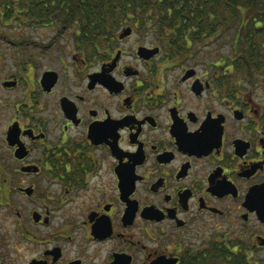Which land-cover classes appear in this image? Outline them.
<instances>
[{
  "label": "flooded vegetation",
  "instance_id": "flooded-vegetation-1",
  "mask_svg": "<svg viewBox=\"0 0 264 264\" xmlns=\"http://www.w3.org/2000/svg\"><path fill=\"white\" fill-rule=\"evenodd\" d=\"M10 33L0 5V264H264V40Z\"/></svg>",
  "mask_w": 264,
  "mask_h": 264
},
{
  "label": "trees",
  "instance_id": "trees-1",
  "mask_svg": "<svg viewBox=\"0 0 264 264\" xmlns=\"http://www.w3.org/2000/svg\"><path fill=\"white\" fill-rule=\"evenodd\" d=\"M0 5L10 36L48 24L57 35L70 30L72 40H118L130 27L156 40H230L235 61L250 63L261 53L252 40H264V0H0ZM244 259L233 257L232 263L248 264Z\"/></svg>",
  "mask_w": 264,
  "mask_h": 264
},
{
  "label": "rangeland",
  "instance_id": "rangeland-1",
  "mask_svg": "<svg viewBox=\"0 0 264 264\" xmlns=\"http://www.w3.org/2000/svg\"><path fill=\"white\" fill-rule=\"evenodd\" d=\"M13 26V25H12ZM8 28L9 25H8ZM52 28V27H51ZM56 30L52 28V30L43 28V27H34L32 29L24 28L20 35H16L15 39L17 38L20 40H48L49 35L52 36V34H55V40H72L71 38V31H65L61 35H57ZM133 32L130 34V36L127 39L124 40H156L153 35L149 32L148 34L144 35L137 31L132 30ZM14 38V36H12ZM14 40V39H13ZM214 40V42L211 44L212 46H215L216 53H229L231 49V42H223V38L218 39H211Z\"/></svg>",
  "mask_w": 264,
  "mask_h": 264
},
{
  "label": "water",
  "instance_id": "water-1",
  "mask_svg": "<svg viewBox=\"0 0 264 264\" xmlns=\"http://www.w3.org/2000/svg\"><path fill=\"white\" fill-rule=\"evenodd\" d=\"M131 33V28L130 27H126L122 30V32L119 34V37H124L127 36Z\"/></svg>",
  "mask_w": 264,
  "mask_h": 264
},
{
  "label": "bare ground",
  "instance_id": "bare-ground-1",
  "mask_svg": "<svg viewBox=\"0 0 264 264\" xmlns=\"http://www.w3.org/2000/svg\"><path fill=\"white\" fill-rule=\"evenodd\" d=\"M35 27L37 28V27H40V26L39 25H36Z\"/></svg>",
  "mask_w": 264,
  "mask_h": 264
}]
</instances>
